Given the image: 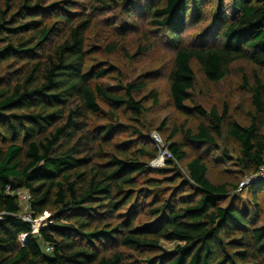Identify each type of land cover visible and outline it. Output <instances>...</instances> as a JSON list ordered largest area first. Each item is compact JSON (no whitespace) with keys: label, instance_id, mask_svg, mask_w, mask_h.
Here are the masks:
<instances>
[{"label":"trees","instance_id":"obj_1","mask_svg":"<svg viewBox=\"0 0 264 264\" xmlns=\"http://www.w3.org/2000/svg\"><path fill=\"white\" fill-rule=\"evenodd\" d=\"M75 2L0 0V264H133L121 248L141 257L134 264H264V224L258 225L264 183L248 185L245 197L239 182H214L201 151H223L220 160H236L246 174L264 166V0H232L235 17L225 0H215L211 23L191 42L184 34L206 21L209 0H86L81 12ZM114 7L128 17L141 12L171 42V100L179 111L209 120L196 130L176 127L167 139V164L184 163L186 175L175 168L162 179L153 175L169 169L149 166L159 149L144 132L143 116L147 99L159 103L156 91L140 97L148 89L142 77L107 86L102 80L118 69L88 66L94 14ZM239 60L258 68L253 84L242 75L252 94L249 125L230 120L227 105L222 112L186 105L193 61L207 81L219 82ZM124 125L135 138L119 129ZM224 128L239 144L236 155L218 144ZM179 131L199 148L195 157L175 139ZM141 183L159 187L157 195ZM20 189L30 196L27 208ZM24 212L50 215L33 234ZM163 240L178 244L167 249Z\"/></svg>","mask_w":264,"mask_h":264},{"label":"rangeland","instance_id":"obj_2","mask_svg":"<svg viewBox=\"0 0 264 264\" xmlns=\"http://www.w3.org/2000/svg\"><path fill=\"white\" fill-rule=\"evenodd\" d=\"M14 1L17 6L19 0ZM75 3L73 9L75 12H81L85 9L86 0H76ZM208 4L206 21L202 24H190L188 30L184 34L186 42L193 41L195 35L205 30L211 23L215 10V0H209ZM225 4L228 15L230 17H235L237 15V9L233 6L232 0H225ZM88 5V12L93 13L90 12L91 3ZM138 13L139 14H134L132 17H128L126 13L123 12L122 7H114L110 8V10L108 9L106 12L94 14L95 26L91 29L88 37V49L90 50L88 66L100 68L116 67L118 69V71L114 72L111 76L102 80L107 86L118 85L119 88L121 82L125 83L127 81H132L138 77H142L146 80L148 89L143 92L140 97L147 95L148 91L154 89L158 95L159 103L155 104L152 98L146 100L145 105L147 111L143 116V129L144 132L150 135L157 134V136L162 139V145L168 149L167 144L169 142L167 139L174 128L179 127L182 129L181 127L184 125L185 129L191 128L196 130L200 123H208L209 120L207 118H200L196 114H186L179 111L174 106L170 96L169 73L173 66L175 51L171 42H168L166 37L161 36V31L154 27L152 28L147 18H145V15L141 12ZM128 19L133 20L132 24L128 22ZM114 24L117 25V27H113ZM145 36H147V38H145ZM112 44H118V47L114 51H109L108 46ZM140 45H149L148 51L139 54L138 52L141 50ZM141 51H143V49ZM135 54H137V57L128 56ZM192 68L195 73V86L190 92V100L186 102L189 108L197 104L207 111L212 107H217L219 111L222 112L224 106L227 105L230 120H235L243 125H249L251 123L249 113L252 109V94L249 88L243 86L244 82L242 75L246 73L249 77V82L253 84L254 71L258 69L256 65L245 60H239L232 65L230 75L219 82L207 81L196 61L192 62ZM102 121L105 123L104 120ZM123 121L124 123H128L125 119ZM163 121H167V124L161 129L160 127ZM122 127L128 130L127 135H130L131 138H135L130 128L124 125L119 129H122ZM223 133V136L218 137L219 146L222 149H229L232 155H236L239 149L238 142L234 138L227 137L225 128ZM175 139L188 143L187 151L191 157L197 155L199 148L185 139L183 131H179ZM213 149L214 148L211 146L201 148V151L208 155L210 178L214 182H229L232 185H235L237 182L240 183L244 179L246 172L242 170L236 160L222 162L220 157L223 151H211ZM167 158L168 157L165 158L166 161L159 168L164 167L169 170H166L163 174H154L153 176L163 179L169 176L175 168L186 175L184 163L174 162L173 165H168L169 159ZM139 187L145 189L144 191L149 190L150 193L154 195H157L156 192L159 189V187L150 188L145 183H141ZM164 187L168 189L170 186L165 185ZM160 188L163 189L162 187ZM170 188L174 189L175 187ZM249 189L250 186H247L244 190H241V195L243 194L242 196H245L247 194L245 191ZM17 194L21 203L26 205L25 207L27 208V200L29 199L28 192L20 189L17 191ZM170 194L171 192L164 194L165 198L169 197ZM144 197L150 199L149 203L155 200V196L153 197V195L147 196V194H144ZM237 197H240V195ZM245 197H247V195ZM243 200L244 199L241 198V202H244ZM238 201L240 202V199H238ZM260 206L261 220H259L258 225H263L264 199L261 200ZM251 211L253 212V209ZM26 213L27 212H24L21 215L25 217ZM49 215L50 214L47 212V214L38 218V220H41L40 227L46 224ZM143 220L150 219L148 215H146L143 217ZM33 232L34 231H32V233ZM20 239L22 242H25L27 236L22 234L20 235ZM161 243L167 249H173L178 244V242L166 240H163ZM121 249L131 263L134 264L141 261V257L134 251L124 248Z\"/></svg>","mask_w":264,"mask_h":264},{"label":"built area","instance_id":"obj_3","mask_svg":"<svg viewBox=\"0 0 264 264\" xmlns=\"http://www.w3.org/2000/svg\"><path fill=\"white\" fill-rule=\"evenodd\" d=\"M151 139L154 141V143L156 144L157 148L159 149V154L154 160H152L150 162L149 166L152 169H156V168H159L166 161L165 158L170 156V152L164 145H162V141H161L162 139L159 138L157 136V134L151 135ZM255 182L264 183V166L261 167L256 173L246 174L244 179L239 184L238 191H241L243 188H245L248 185L253 184ZM29 199H30V196H29ZM29 199L27 200V207L30 206L29 203H28ZM22 218L24 220L32 223V225H33V230L32 231H34L33 233H38L39 232V229L41 228L40 227L41 220L34 219L30 212H27L25 217L22 216ZM35 228H37V229H35ZM23 235L27 236L26 234H23Z\"/></svg>","mask_w":264,"mask_h":264}]
</instances>
